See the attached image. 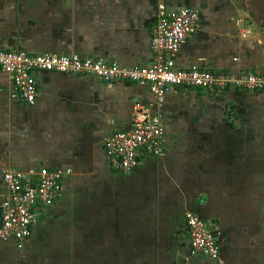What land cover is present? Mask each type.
Returning a JSON list of instances; mask_svg holds the SVG:
<instances>
[{
    "label": "crops",
    "instance_id": "1",
    "mask_svg": "<svg viewBox=\"0 0 264 264\" xmlns=\"http://www.w3.org/2000/svg\"><path fill=\"white\" fill-rule=\"evenodd\" d=\"M163 1L169 9L198 10L196 32L180 48L178 68L197 65L232 77L264 74V0ZM159 2L0 0V49L148 66ZM35 77L38 99L31 108L0 71V203L7 169L66 167L73 173L53 206L36 213L23 251L14 242L0 243V264H215L189 255L185 211L209 224L226 262L264 264V160L255 165L257 182H238L241 171L231 169L245 162L250 171L246 147L255 137L229 133L249 113L256 117L245 128L264 127L263 93L180 87L157 104L146 86L131 82L51 72ZM138 106L161 117L164 152L123 175L108 166L105 138L127 129ZM219 112L227 114V126L213 118ZM204 160H213L214 168L222 162L225 182L205 176ZM215 187L256 195L227 198L215 194Z\"/></svg>",
    "mask_w": 264,
    "mask_h": 264
},
{
    "label": "built area",
    "instance_id": "2",
    "mask_svg": "<svg viewBox=\"0 0 264 264\" xmlns=\"http://www.w3.org/2000/svg\"><path fill=\"white\" fill-rule=\"evenodd\" d=\"M198 10L194 7L169 9L160 0L156 20L150 32L149 49L153 63L148 66H124L102 57L81 58L78 55L53 53L32 54L25 50H1L0 71L10 76L14 94L26 106L35 107L38 99V72L78 75L102 82L126 81L146 86L157 104L163 103L172 88H202L210 92L227 88L264 94V74L232 77L210 73L197 65L186 69L176 66L180 48L195 34ZM241 38L247 32L240 31ZM165 125L159 115L138 106L130 126L105 138L104 157L109 168L129 175L140 168L145 157H159L164 152ZM71 168L40 167L29 171L7 169L2 174L6 195L0 203V243L14 242L23 251L32 234L35 215L53 206ZM183 225L188 234L190 256H203L215 264H230L220 253L217 235L209 224L193 211H185Z\"/></svg>",
    "mask_w": 264,
    "mask_h": 264
},
{
    "label": "rangeland",
    "instance_id": "3",
    "mask_svg": "<svg viewBox=\"0 0 264 264\" xmlns=\"http://www.w3.org/2000/svg\"><path fill=\"white\" fill-rule=\"evenodd\" d=\"M226 116H227L226 113L224 114L222 112H219V114H217L216 117L213 116V118L214 119H219V118L222 119L224 121V123H222V124H224V126H227V125H225V121H226V119L228 120L229 118L226 117ZM255 117H256V115H250V113H249L248 117L245 118V119H238V120L236 119L237 121H239V120L242 121V124H236L234 126V128H231V132H229V133H232L233 135H242V133H251L255 137L254 138L255 141L254 142H250L248 144V146L246 147V151L247 152H250V154H251L250 155V160H249V166H248V167L251 166L250 171H249V168H246L245 167V162L243 160H241V161L244 162L243 168H241L240 166H238L239 169L237 171H236L235 168L234 169H231L232 172H234V171L235 172L241 171V178L239 179L240 181H238V182H240L242 184H249V183L257 182L255 180L256 179V171H255V168L256 167H255V165L257 163L258 164L262 163V161L264 160V158L261 157V154L264 153V138L260 136V134H261L260 132L261 131L264 132V127L261 126V127H258L257 128L256 125H253V126H250L249 128H245V126H243L245 124V122H247V120L250 121L249 118L252 119V118H255ZM214 129H216V132H215L216 134H218L219 132H221L220 131L221 130V126L218 125V124H217V126ZM258 129L260 131H258ZM260 159H261V162L259 161ZM213 162H214L213 160H204V163L206 164V168H207V170L205 171V176L211 177L209 179L211 181H214L215 182L216 179H219V178H222L223 177V175L225 174L224 172L227 169L226 168L225 169H221V167L223 166V164H222V162L220 160H218L217 163H215V168L213 166ZM224 162H225V160H224ZM235 163H239V161H237ZM247 172H248V174H246ZM219 173L220 174H223V175L220 176ZM248 179H251V181L248 180ZM221 180H223V182H225V179L222 178ZM241 181H244V182H241ZM217 190L218 189L215 187V192H214L215 194L216 193L217 194L221 193V195H223V196L226 195L227 198H231L232 197V194L231 193H233L235 195H237L239 193L240 194H244L245 193V196L248 195L250 197H253V195H256V192H253V191H244L243 190V191H234V192H220V191H217ZM203 193H207L208 194V193H212V192H209L208 191V192H203Z\"/></svg>",
    "mask_w": 264,
    "mask_h": 264
}]
</instances>
